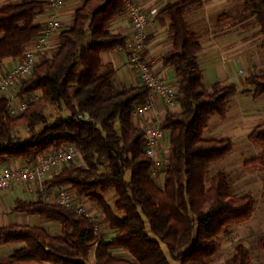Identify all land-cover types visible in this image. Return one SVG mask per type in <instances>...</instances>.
Segmentation results:
<instances>
[{
    "label": "trees",
    "instance_id": "16d2710c",
    "mask_svg": "<svg viewBox=\"0 0 264 264\" xmlns=\"http://www.w3.org/2000/svg\"><path fill=\"white\" fill-rule=\"evenodd\" d=\"M125 2L84 0L72 25L60 32L51 57L37 63L19 83L20 99L39 94L24 103L22 113L11 116L9 99L0 96V165L15 161L30 165L69 145L82 149L81 164L65 165L45 188L69 186L76 198L95 204L104 220L95 230L83 217L48 204L41 196L32 202L17 200L12 212L56 223L60 232L51 235L36 226L0 227V246L22 245L11 256L0 258V264H87L93 248L95 264H170L168 259L175 264H207L219 250V235L252 217L254 199L234 196L225 172L213 174L206 185L209 167L226 158L233 143L204 139V132L211 118L226 117L236 88L203 82L200 39L184 20L202 1L179 0L158 14L169 22L172 47L161 60L174 72L181 110L168 111L163 117L168 164L155 175L142 132L133 123L134 109L146 101L148 91L142 85L116 87L115 70L101 60L103 53L126 46L125 35L109 30L110 23L125 12ZM47 9L48 3L38 0H16L0 7V64L6 59L18 61L43 36L44 29L35 26L34 20ZM242 12L254 17L264 52V0H242ZM245 84L252 88L253 99L264 95V71L250 74ZM49 105L66 110L69 117L48 125L42 110ZM82 113L91 122L75 120ZM38 125L43 126L39 132ZM23 128L29 138L20 141L14 134ZM247 140L259 144L262 153L243 166L259 167L264 173V121ZM99 168L105 171L100 173ZM262 184L264 202V177ZM110 191L121 218L104 200ZM103 222L114 232L110 241L100 234ZM257 246L264 250V236L258 238ZM114 250L126 252L128 258L113 257ZM231 264H251L244 246H236Z\"/></svg>",
    "mask_w": 264,
    "mask_h": 264
},
{
    "label": "crops",
    "instance_id": "0c3cea01",
    "mask_svg": "<svg viewBox=\"0 0 264 264\" xmlns=\"http://www.w3.org/2000/svg\"><path fill=\"white\" fill-rule=\"evenodd\" d=\"M15 1L16 0H0V7ZM38 1L47 3V0ZM126 1L134 4L147 13L150 11H156L154 21L147 28L148 38L143 56L150 62L157 74L162 75L168 83L176 88V80L173 70L169 67H164L161 60L162 56L168 53L172 47V40L168 36L169 22L167 18L159 16L158 14L167 4L175 3L179 0ZM201 1V7L188 12L184 17V20L189 29L196 33L200 39L201 51L198 54V63L203 75V82L207 86H211L214 83H219L223 86L233 85L236 88V94L242 93L248 88L245 84V79L247 77H245L241 70L237 71V75L242 76V78L240 76H237L236 78L232 76L231 64L233 61L238 64H242L247 73L253 69L254 66H257L258 69L260 66H264V52L260 51L258 48L262 41L261 34L258 31L259 28L252 24L251 20L254 19L253 16H249L242 12V0ZM83 2L84 0H65V3L55 12L60 22V30L56 33L48 35L45 38L44 52L42 55L43 58L51 57L59 45L60 32L72 25L74 13L83 5ZM52 14H54V12L48 8L43 15L38 16L34 20V25L45 29ZM216 19L217 22H221L220 25L216 26L212 23ZM109 30L115 35H125L127 37L126 46L124 49H117L112 52L103 53L101 55L103 65L109 64L113 67L116 72L115 78L118 79L121 86H141L135 71L131 69L129 65H126L129 52L127 41L131 35V23L126 10L122 15L115 18L110 23ZM250 35L253 36L251 37ZM15 62V60L6 59L0 64V78L5 76L10 71ZM14 89L11 90L8 95L10 107L16 111V114L14 115L16 116L20 114L18 108L22 101L17 96ZM154 105L155 111L150 113L147 118L134 116L137 118L135 125L138 129L146 124L148 120H153L154 117H159L163 120L166 112L169 111L171 113H179L181 110L179 105L169 108L157 98H154ZM259 125L254 126V128ZM253 129H251V131ZM22 164V162L15 161L9 162L4 166L15 167ZM67 187L70 188L69 186ZM39 196H41L46 203L55 204L56 196L53 189L49 190L46 196H42L35 191L31 184L13 185L11 188L0 193V227L9 225L36 226L35 223H37L39 220L38 218L40 217L24 213H14L11 210L15 201L21 200L32 202ZM82 200L90 210H96L93 204L87 199L83 198ZM95 213L101 217V221L104 220L102 219V213L100 214L98 211ZM14 218L19 219L20 223L23 224H11L13 223ZM26 223L29 225H25ZM41 225L42 226L36 227H43L42 229L46 231L54 230L56 235L60 232V226L56 223L47 222L46 224ZM21 246L22 245L0 246V258H7L11 256L12 253ZM114 252L119 253L123 251L114 250Z\"/></svg>",
    "mask_w": 264,
    "mask_h": 264
},
{
    "label": "built area",
    "instance_id": "2783aa9c",
    "mask_svg": "<svg viewBox=\"0 0 264 264\" xmlns=\"http://www.w3.org/2000/svg\"><path fill=\"white\" fill-rule=\"evenodd\" d=\"M47 3L48 8L54 14L50 17L43 36L24 52L23 56L14 63L5 76L0 78V96L9 99L8 94L11 90L31 75L33 68L43 55L45 38L60 30V22L55 12L65 3V0H47ZM125 6L131 23V35L127 41L129 48L128 63L130 68L135 71L140 84L148 91L146 101L135 107L134 116L147 118L150 113L155 111L154 98L169 108L177 105L176 88L168 83L162 75L157 74L150 62L143 56L148 38L147 28L154 21L156 12L147 13L128 1L125 2ZM25 107V104L21 102L18 111L22 113ZM15 114L16 111L10 107V115L14 116ZM75 120L91 122L88 115L84 113L77 115ZM161 123L162 120L159 117H154L153 120H148L139 129L142 132L145 154L154 165V175L160 169H166L168 164L167 134L161 129ZM83 154L82 149L69 145L56 152L42 155L30 165L22 164L15 167L0 165V193L13 185L31 184L36 192L46 196L51 190L45 188L46 182L65 165L76 160L81 161ZM53 191L56 196L55 204L83 217L93 225L95 230H98L100 227L99 216L90 210L82 199L76 198L70 188L58 186L53 188Z\"/></svg>",
    "mask_w": 264,
    "mask_h": 264
},
{
    "label": "rangeland",
    "instance_id": "374dc122",
    "mask_svg": "<svg viewBox=\"0 0 264 264\" xmlns=\"http://www.w3.org/2000/svg\"><path fill=\"white\" fill-rule=\"evenodd\" d=\"M251 22L253 25H256L255 19L251 20ZM212 23L217 26L220 25L221 22H217L216 19ZM250 36L252 37L253 35ZM258 48L260 49V46ZM43 59L44 58L41 57L38 63ZM126 65H129L128 58ZM231 69V74L235 78L237 76H240L237 75L238 70H241L244 73L245 77H248L252 73L256 74L263 72L264 66H260L259 69L257 68V66H254L253 69H251L247 73L245 67L242 64H238L233 61L231 64ZM240 77L242 78V76ZM115 85L118 88L122 87L118 79H115ZM123 87L130 88L132 86ZM14 90L17 94L18 86ZM251 92L252 88L248 87L247 90H244L242 93L236 94L227 105L226 118H211L209 125L204 132V139L218 140L229 138L233 143V149L231 153L223 160L218 161L209 167L206 185H208L209 178L213 174L218 171H223L228 176L231 192L234 196L242 197L249 195L255 201L254 212L252 214V217L248 221L242 222L237 225H230L224 230L222 234L219 235V250L217 251L216 255L208 261L207 264H231V259L235 254V248L237 245H242L246 248L250 256L251 264H264V250L260 249L257 246L258 238L264 236V202L262 198V182L264 173L259 167L245 168L243 166L244 163L248 160L259 158L262 153V148L259 144H254L247 140V136L251 129H253L256 125L262 124L264 121V95H262L258 99H253L251 96ZM38 95L39 94H34L31 97H25L20 100L22 101V103H27L28 101L36 100ZM42 113L45 116L48 125L52 124L57 119H65L69 117V113L66 110L62 108L59 109L56 105H49L45 107L42 110ZM136 120L137 118L133 117L134 124H136ZM42 128L43 126L38 125L36 126V131L39 132L42 130ZM14 135L19 138L20 141H24L25 139L29 138V135L24 128L18 129ZM74 163L81 164V162L78 160L74 161ZM104 171V168H99L100 173H103ZM127 179L128 175H126V180ZM157 184L162 185V181L158 179ZM104 200L112 208L114 214L117 217L121 218L122 214L118 213L113 208V204L116 200L114 192L110 191L109 193H107L104 196ZM93 206L96 209L94 212L98 211L101 214L100 209L95 204H93ZM100 218L101 217H99V219ZM38 219L39 220L37 221V223H35L36 226H42L41 224L47 223L43 219ZM13 220L14 221L11 224H23L20 223L19 219L17 218H14ZM25 225L29 224L26 223ZM100 230V234L105 241H110L113 239L114 232L108 229L105 223ZM47 232H49L51 235H56V233H54V230H50ZM113 257L117 259H123L128 258V254L124 251L119 253L113 251ZM168 260L170 261V264H175L170 259ZM87 264H95L94 248L90 251Z\"/></svg>",
    "mask_w": 264,
    "mask_h": 264
}]
</instances>
